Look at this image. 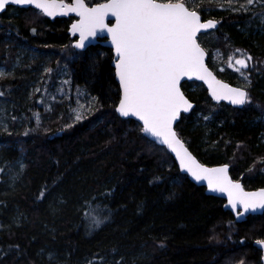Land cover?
Segmentation results:
<instances>
[{
	"label": "trees",
	"instance_id": "1",
	"mask_svg": "<svg viewBox=\"0 0 264 264\" xmlns=\"http://www.w3.org/2000/svg\"><path fill=\"white\" fill-rule=\"evenodd\" d=\"M186 6L218 22L198 41L216 75L246 89L247 103L215 104L201 83L184 82L194 108L175 130L201 163L227 164L244 189L264 188V0ZM74 19L14 6L0 14V66L9 70L0 76V183L9 172L0 264H261L254 243L264 241V213L237 223L137 121L117 115L112 51H76Z\"/></svg>",
	"mask_w": 264,
	"mask_h": 264
},
{
	"label": "snow or ice",
	"instance_id": "2",
	"mask_svg": "<svg viewBox=\"0 0 264 264\" xmlns=\"http://www.w3.org/2000/svg\"><path fill=\"white\" fill-rule=\"evenodd\" d=\"M36 4L46 14L51 5L36 0H0V10L11 4ZM186 2L160 3L157 0H109L96 7H86L84 0H76L71 11L79 10L81 20L73 25V31H79L82 47L86 35H95L98 29L107 28L115 46L117 76L122 89V98L116 111L121 116H136L143 121V131L156 137H163L181 161L182 168L196 180L208 178L210 188L229 191L230 203L232 190H240V185L227 180V166L218 169H204L195 164L187 150L177 151L173 144L183 145L172 131V122L177 119L181 108L188 111L191 104L184 98L178 87L182 76L196 75L203 79L202 73H208L202 63L203 51L196 41L198 31L214 27V22L201 23L196 11H189ZM254 0H247L252 4ZM111 13L116 18L112 27L105 25V16ZM251 60V57H248ZM242 68L247 67L245 60L236 61ZM226 87V86H225ZM234 104H244L246 93L239 89H230ZM213 96H217L213 91ZM80 117L77 116V119ZM201 173L207 174L202 177ZM260 197L259 202L248 204L245 209L264 206V191L251 193ZM99 223V221H97ZM264 243V242H258Z\"/></svg>",
	"mask_w": 264,
	"mask_h": 264
},
{
	"label": "water",
	"instance_id": "3",
	"mask_svg": "<svg viewBox=\"0 0 264 264\" xmlns=\"http://www.w3.org/2000/svg\"><path fill=\"white\" fill-rule=\"evenodd\" d=\"M36 2L51 5V7L49 8V11L52 13V15L46 14V12L43 8H37L35 2L31 3V4H11V3H9L8 5L5 6V8L3 10H0V14H2L6 10L7 7L14 6V7H19V8H24V9L32 8V9L38 10L41 13H43L51 21H53L56 18L74 17L75 18L74 21L69 25V28H68V35L73 39L72 47L76 51L84 52L89 47L96 46V45H101L103 47L111 49V51H112V54H113L112 67L114 69L115 80H116V82L119 86V90H120V99H119V102L115 108V111H116L117 107L120 104V100L122 98V89H121V85H120L119 78L117 76V70H116L117 56H116L115 46L112 43V38H111V35L108 33L107 28L98 29L95 35L85 34L86 38L84 39L83 46L77 47V44L80 43L81 36H80L79 31H73V25L79 23V21L81 20V16L79 15V10H77V11H71L70 10L71 8H73L75 6L76 0H72L70 3H67L64 0H36ZM108 2H109V0H105L101 3H95L92 5H88L86 0H84L85 6L89 7V8L96 7L99 4H105ZM157 2L168 3V2H161L158 0H157ZM171 3H178V2H171ZM188 10L193 11L189 8H188ZM197 14L200 17L201 23H207L208 21H212V22H214V25H215L212 28L201 29L200 31H198L197 36H196V41L204 53L203 58H202V63L204 65V67L207 69L208 73H211V75H207V73H202V75L204 76L203 79L198 78L196 75L182 76L181 77L178 87L180 89V92L183 94L184 98L189 102V104H191V107L188 109V111H184L183 108H181L177 119L172 122V131L175 132L176 139H178L180 141V143L183 145V148H180L179 145H175V144H173V147H175L177 149V151H180L181 153H183L184 150L186 149L187 153H189L190 156L192 157V159L195 161V164L200 165L204 169H218V168H223V167L227 166V171H226L227 180L231 181L233 184L238 183L240 185V190H232L231 200L235 202V208H233L232 203H230L229 191L226 190V191L221 192V191H219L218 188H215V189L210 188L208 178H202L199 181L196 180L195 177L187 170L186 167L182 168L181 161L177 156V152L173 151L172 148H170L167 144L162 142L163 137H156V136L151 135L150 133H146L143 131V121L139 120L138 117L132 116V115L125 117V116H121L120 113L117 111H116V113L122 119H131V120L137 121L142 127L143 136H145L151 142L166 148V150L169 152V154L173 158V160H174L175 164L177 165L178 170L180 171L181 174L186 175L187 178L196 186L204 187L206 195L213 196V197L224 200L223 209L225 211H229L233 215V217L237 223H242V222L246 221V219L251 215H261L264 213V206L256 207L255 209H253L252 207L245 209V206H244V202H247L248 204H252L254 202H259L260 197L249 196L248 194L260 193V192L264 191V188H258L255 190L244 189V187L240 181H236V180L232 179V177L230 175V171H229L230 168H229V165H227V164L208 166V165L201 163L198 160V158L184 144V142L179 138V136L175 130V125L179 122L181 115L182 114H185V115L189 114L194 108V103H192L188 99V97L185 95V93L183 92V90L181 88V84L184 82H198V83L203 84V86L205 87V89L207 91L209 98L215 104L225 103L230 107L240 109V108H243L245 106V104L247 103V99H246V102L244 104H234V103H232L231 99L225 98L226 96L230 95V93H229L230 89H239V90L245 92L246 96H247V91L243 87L232 85V84L224 81L223 79L219 78L216 75V73L208 66V64H207V57H208L207 52L199 44L197 39H198V36L200 34L217 30L219 24L214 19L202 20L201 15L198 12H197ZM115 23H116V18L114 16H112L111 13H109L105 16V25L107 27H112L113 25H115ZM214 90L216 91L217 96L219 98H216L213 96ZM201 175H202V177H204L207 174L201 173ZM258 242H264V241H258ZM258 242H255L254 246L260 250V252H261V263L264 264V243H258Z\"/></svg>",
	"mask_w": 264,
	"mask_h": 264
},
{
	"label": "rangeland",
	"instance_id": "4",
	"mask_svg": "<svg viewBox=\"0 0 264 264\" xmlns=\"http://www.w3.org/2000/svg\"><path fill=\"white\" fill-rule=\"evenodd\" d=\"M88 4V3H87ZM88 5H92V4H88ZM15 66H17V65H15ZM221 70H222V68H221ZM9 73V70L8 69H6V67H4V66H0V76H2V75H7ZM35 90H37V87L35 88ZM81 106H83V104H81ZM6 115H7V110H6V108H5V105H4V103H1L0 102V129L1 130H6L7 129V125L5 124V123H7V121H6ZM0 130V131H1ZM2 132V131H1ZM20 170H21V167H20ZM8 173L9 172H4V174H3V178H2V181H1V183L0 184H2L1 186H0V188H3V186H5L6 185V183L8 182L7 181V176H8Z\"/></svg>",
	"mask_w": 264,
	"mask_h": 264
}]
</instances>
